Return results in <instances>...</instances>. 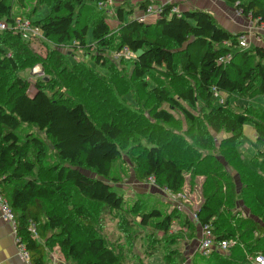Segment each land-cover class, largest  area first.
Masks as SVG:
<instances>
[{
  "label": "trees",
  "instance_id": "trees-1",
  "mask_svg": "<svg viewBox=\"0 0 264 264\" xmlns=\"http://www.w3.org/2000/svg\"><path fill=\"white\" fill-rule=\"evenodd\" d=\"M96 1L37 0L25 11L26 0H0V20L8 22L0 32V190L31 262L137 264L104 232L105 218L114 212L130 250L149 244L146 264L155 257L157 264H182V231L196 235L203 225L213 229L215 246L235 242L228 254L198 251L194 264H249L264 254V107L240 106L233 98L264 97V46L240 48L242 33L203 9L179 15L176 2L165 3L154 21L123 20L119 6L122 22L111 27L107 8ZM226 1L264 23V0ZM41 5L52 11L33 19ZM17 16L42 28L46 56L11 26ZM125 46L136 58L115 59ZM75 51L87 57L76 59ZM36 64L46 76L36 80L31 95L32 84L20 73ZM248 123L263 145L251 157L240 150ZM29 126L44 131L52 145ZM125 155L137 180L154 178L172 192L183 190L187 172L204 176L198 220L178 208L150 205V199L129 203L111 183L119 182L114 165ZM175 222L180 228L173 235ZM56 248L65 260L53 262Z\"/></svg>",
  "mask_w": 264,
  "mask_h": 264
},
{
  "label": "rangeland",
  "instance_id": "rangeland-1",
  "mask_svg": "<svg viewBox=\"0 0 264 264\" xmlns=\"http://www.w3.org/2000/svg\"><path fill=\"white\" fill-rule=\"evenodd\" d=\"M18 1V0H17ZM27 2V8L25 9V11H31L33 5L37 2V0H26ZM19 3V2H18ZM89 4H97L96 0H89L88 2ZM15 9H20L19 5L15 6ZM130 9V8H128ZM23 10V9H22ZM52 11V8L48 5H41L40 8L38 9L37 12L32 14L33 19L39 20L40 18L44 17L45 15L49 14ZM126 16H129L131 14L125 12ZM30 43V46L32 47V49L42 55V56H46L47 54V45L44 44V42L42 40H28ZM87 42L89 44H92L94 42V38L92 35V29L89 30L88 35H87ZM77 54V55H76ZM81 56L82 59H84L83 56H86L84 52L82 51H75V58L79 59V57ZM87 57V56H86ZM91 64H93L92 61H89ZM40 67L42 69V71L40 73L35 72L36 74H34V71L32 70L34 67ZM132 69V63H129L127 66V71L130 73ZM43 72V74H42ZM101 72L104 75H109V68H103L101 67ZM21 76H23L24 78H27L30 80L31 82V87L29 90V93L31 95H33L35 93V82L36 80H38L39 78H44L46 75L44 73V70L42 68V66L40 64H36L35 66H33L32 68H28L24 71H22ZM130 96V95H129ZM218 99V98H217ZM220 101L224 102V100L226 101L227 97L220 96ZM233 101L240 106H245L248 105L250 103H253V105L256 106H262L264 107V97H258L257 99H255L254 101H248L242 98H233ZM141 108V106L139 107ZM146 115H148L146 113ZM247 125H251V123H248ZM246 125V126H247ZM29 130H33L37 135H39L40 137H43L50 145H52L51 140L46 136V133L40 129H38L37 127H28ZM243 143L241 144L240 148H247V152L248 153H252L255 148L252 145V142L249 140V138L247 137V135H245V137L243 138ZM52 154H54L52 151ZM245 153V152H244ZM246 154V153H245ZM247 155V154H246ZM248 156V155H247ZM249 157V156H248ZM222 161H224V163L226 164V161L224 160V158L220 157ZM52 159H54V156H52ZM229 167V166H228ZM230 168V167H229ZM114 175L119 177V182L117 183H113L111 182L113 185H116L120 192L122 194H124V196L126 197V199L128 200L129 203L134 202V200H142L143 202L147 201L148 199H150L149 204L150 205H154L155 203L160 206L163 210H168V211H172V208H177L178 204L180 203L178 200H176L175 198L171 197L170 195L166 194L165 192V187L158 185L157 183H153L151 179H148L147 181H139L136 179V174H135V167L134 164L128 159V157H126V155L122 158V160H119L115 165H114ZM88 174H91L89 171H87ZM187 179L186 182L184 184L183 189L186 190L187 192V197L188 200L190 201L188 208L190 210L187 211H183L185 214L189 215L190 217H193V214L191 211H194V209H200L202 203H203V199H202V193H201V183L204 180V176L199 175L196 177H193V175H191V173L187 172ZM236 180H237V184L239 185V187L241 186L240 184V179L238 176H236ZM178 198V197H177ZM201 198V199H200ZM193 204V205H191ZM239 208L243 211H247L248 210L244 207V204L242 201L239 202L238 204ZM245 212V213H247ZM191 217V218H192ZM105 222H106V228H105V233L110 237L111 235L114 236L115 239H117V241H119L121 244L124 245L125 250H129L128 251V255H129V261L131 262H135L141 263V264H146L144 262H146V252L145 250H147L148 248V243L144 242V248L142 249V251H139L138 248H141L140 245H137L138 247H134V248H129V243L127 241V237L125 236V234L123 232L120 231L119 227H118V218L114 216V212L110 213L109 215H107V217L105 218ZM179 225L177 224V222H175V225L172 228L171 232H175L173 233V235L177 234V230L179 229ZM201 229H198V231L196 232V235H194L193 233L190 234L191 230H186V231H182L184 234V238L183 241L181 243V254L183 256V258L181 257L180 261L182 264H194V258H195V254L200 251V236H201ZM151 230L147 231V233H149ZM163 240H165V238H163ZM56 251V250H55ZM58 254L55 256L60 259V260H65L66 257L65 255L59 251V248H57ZM138 253L139 257H136L134 254ZM139 259V260H137ZM153 259V260H152ZM151 260V264H157V261L159 260L157 257L152 258ZM141 261V262H140Z\"/></svg>",
  "mask_w": 264,
  "mask_h": 264
},
{
  "label": "crops",
  "instance_id": "crops-1",
  "mask_svg": "<svg viewBox=\"0 0 264 264\" xmlns=\"http://www.w3.org/2000/svg\"><path fill=\"white\" fill-rule=\"evenodd\" d=\"M113 5L107 6L109 23L111 27H116L122 20L117 15V8L122 6L125 8L123 13V20H129L131 18H138L144 13L143 9H140L139 2L144 0H109ZM154 5L165 4V3H174L176 2L178 10H187L193 8H199L208 11L213 14L219 23L227 28L234 34L237 33H247L248 40L250 42L249 47L254 45H263L264 46V23L258 22L256 19L251 16L244 15L239 13L237 6L226 0H153ZM128 8H134L135 12L132 15L126 16L125 12L130 10ZM155 16L148 17L149 21H154ZM254 101V100H253ZM245 134L252 142L255 150L252 153L247 152V148H240L241 151L245 152L249 157H251L258 148H261L263 145L257 137V132L253 126L245 125L244 127ZM241 147V146H240ZM244 157V156H243ZM239 206V205H238ZM245 207V206H244ZM246 208V207H245ZM247 212V211H245ZM56 251L50 253L51 259L53 262L58 258L55 254H58L57 248ZM222 254H228V250H217ZM0 264H29L19 253L16 238H15V228L12 223L6 221L3 218L2 210L0 208ZM248 264V263H247Z\"/></svg>",
  "mask_w": 264,
  "mask_h": 264
},
{
  "label": "built area",
  "instance_id": "built-area-1",
  "mask_svg": "<svg viewBox=\"0 0 264 264\" xmlns=\"http://www.w3.org/2000/svg\"><path fill=\"white\" fill-rule=\"evenodd\" d=\"M99 5L102 7H107V6H111L113 5L111 1L109 0H100L99 1ZM164 4H158V5H154V4H150L147 6V8L144 10V13L142 14V16L138 17V19L140 21H147L148 17L150 16H158L160 15V13L162 12V8H163ZM173 11L178 13L179 15L181 14V11L177 9V7L173 8ZM239 13H241L242 11L239 10ZM13 28L15 27L16 30H19L20 32H22V34L28 39V40H42L44 39V34L42 31V28L35 24L31 19L29 18H23L21 16H17L15 18V21L13 22V24L11 25ZM9 26V27H11ZM8 28V22L6 20H0V32L7 29ZM229 44V43H227ZM250 45V42L248 40L247 37V33H242L239 37V47L240 48H248ZM10 55V53H9ZM113 57L115 59H119L120 57H124L125 59H134L136 58V55L133 51L130 50L129 47L125 46L122 48V50L116 51L113 55ZM34 71V74L40 73L42 71V69L38 66L34 67L32 69ZM43 74V72H42ZM216 91V89H215ZM216 95H219L218 91H216ZM220 97V95H219ZM153 183L155 182L154 178H151ZM166 188V187H165ZM166 194L170 195L171 197L175 198L176 200H180L177 208L179 210L183 211H187L190 210L188 208V205L190 203V201L188 200L187 197V192L185 189H183L182 191L179 192H172L170 190H168L167 188L165 189ZM178 197V198H177ZM201 199V198H200ZM193 205V204H191ZM0 208L2 210V215L3 218L12 223L14 228H15V238H16V243H17V247L19 250L20 255L29 262V264H33L30 260V254L29 251L27 249V246L25 245V243L22 241L21 237L18 236L17 233V227H16V216H15V212L12 208V206L10 205L8 199L4 196V194L1 192L0 190ZM199 209H194V211H191L193 214L192 219L194 220H198V211ZM201 236H200V251L206 255L209 256L211 255L212 252H214V250L216 248L220 249V250H228L235 241H230V240H224L220 243V245L215 246V236H214V232L213 229L210 227V225H203L201 227ZM32 232L33 234L36 236V228L35 226H31ZM249 264H264V254H257L255 256H253L249 262Z\"/></svg>",
  "mask_w": 264,
  "mask_h": 264
}]
</instances>
